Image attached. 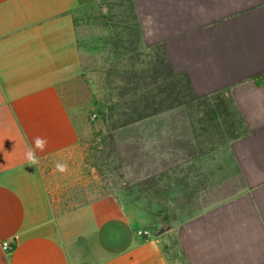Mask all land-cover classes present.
Returning a JSON list of instances; mask_svg holds the SVG:
<instances>
[{
	"label": "crops",
	"instance_id": "1",
	"mask_svg": "<svg viewBox=\"0 0 264 264\" xmlns=\"http://www.w3.org/2000/svg\"><path fill=\"white\" fill-rule=\"evenodd\" d=\"M81 1L0 0V264H172L169 232L143 236L149 220L104 217L100 205L63 209L38 172L79 141L59 85L82 75L101 42L80 32ZM127 4L145 48H160L197 96H229L242 117L227 163L206 173L170 231L178 264H264V0Z\"/></svg>",
	"mask_w": 264,
	"mask_h": 264
},
{
	"label": "rangeland",
	"instance_id": "2",
	"mask_svg": "<svg viewBox=\"0 0 264 264\" xmlns=\"http://www.w3.org/2000/svg\"><path fill=\"white\" fill-rule=\"evenodd\" d=\"M81 2L80 32L101 42L91 43L82 75L59 85L79 141L65 156L40 162L38 172L63 209L100 205L104 217L128 215L138 224L149 220L151 235L169 232L166 253L178 264L170 231L208 187L206 173L227 163L242 117L224 93L171 99L163 110L159 91L173 81L164 72L150 77L146 62L157 50L124 42L134 25L127 0ZM116 34L124 38L114 50ZM134 110L146 117L130 121L125 115Z\"/></svg>",
	"mask_w": 264,
	"mask_h": 264
},
{
	"label": "trees",
	"instance_id": "3",
	"mask_svg": "<svg viewBox=\"0 0 264 264\" xmlns=\"http://www.w3.org/2000/svg\"><path fill=\"white\" fill-rule=\"evenodd\" d=\"M122 23V21L120 23H118L119 25ZM132 33L128 34L125 38L120 36V35H114V43H113V48L115 50V47L117 48V45L120 44L121 42H123V38L127 39L124 40V42L129 43V47H131V49L133 50H137L139 49L140 46H143L141 43V39H140V34H139V30L137 25L134 22V25L131 29ZM130 38V39H129ZM144 47V46H143ZM154 50H157V53L154 54L153 58L150 59L148 62H146V67L149 71H151V73H153L152 75L150 74V77H154L157 75V78H153L154 81H156L157 79L161 78V76L163 75V72L165 73V75H167L168 80L173 81L168 83L169 85L166 87V89H163L162 91H159V94H165L166 98L164 101V107H162L163 110H168L171 109L170 106H172V104L169 103V101H175L178 102L179 98H190L191 100H195L198 99L200 96H197L192 88L191 82L188 78V76L185 73L182 72H176L172 66L170 65L169 61L167 60L164 52L156 47L153 48ZM128 50H126L127 52ZM262 78V77H261ZM257 85H260L261 83H264V81H260L259 82V78H257L255 80ZM129 83V82H128ZM174 98V99H173ZM147 101L150 103H147ZM145 101L146 104H144L143 107L148 106V104L150 106L152 105V102H150L149 100ZM176 104V103H174ZM159 105H162V101L159 103ZM134 114H138L136 113V110L133 111V115H125L127 118H129L130 121L134 122L140 118H144L146 117V115H134ZM137 117V119L135 120V117Z\"/></svg>",
	"mask_w": 264,
	"mask_h": 264
},
{
	"label": "clouds",
	"instance_id": "4",
	"mask_svg": "<svg viewBox=\"0 0 264 264\" xmlns=\"http://www.w3.org/2000/svg\"><path fill=\"white\" fill-rule=\"evenodd\" d=\"M45 142L41 138H37L35 141V147L43 150ZM28 159L31 163H35L36 157H35V151L33 149H30L27 153Z\"/></svg>",
	"mask_w": 264,
	"mask_h": 264
},
{
	"label": "built area",
	"instance_id": "5",
	"mask_svg": "<svg viewBox=\"0 0 264 264\" xmlns=\"http://www.w3.org/2000/svg\"><path fill=\"white\" fill-rule=\"evenodd\" d=\"M138 234H141L143 236H150L151 235V233L149 231L139 232ZM1 247H2V250L4 252H10L11 251V247H10V244L8 242H3L1 244Z\"/></svg>",
	"mask_w": 264,
	"mask_h": 264
}]
</instances>
